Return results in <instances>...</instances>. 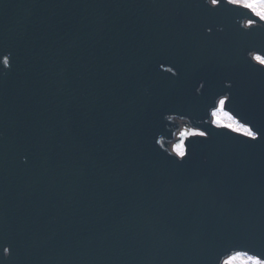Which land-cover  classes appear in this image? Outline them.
I'll return each mask as SVG.
<instances>
[{"label":"water","instance_id":"1","mask_svg":"<svg viewBox=\"0 0 264 264\" xmlns=\"http://www.w3.org/2000/svg\"><path fill=\"white\" fill-rule=\"evenodd\" d=\"M210 7L0 0V264H216L259 233L264 138L209 112L264 131V22ZM176 118L210 136L183 161Z\"/></svg>","mask_w":264,"mask_h":264},{"label":"snow or ice","instance_id":"2","mask_svg":"<svg viewBox=\"0 0 264 264\" xmlns=\"http://www.w3.org/2000/svg\"><path fill=\"white\" fill-rule=\"evenodd\" d=\"M211 7L208 8V12L214 13L220 11L221 0H209ZM227 4L232 5V11H239L240 9L246 10L247 14L256 19H248L246 28L252 29L253 26L259 21L264 22V0H227ZM211 32L212 29L208 28ZM250 35V33H246ZM264 51V48L261 49ZM252 60L258 62L262 67L257 71L264 72V56L259 54L252 55ZM250 68H254L251 62H248ZM3 65L10 67L9 56L3 57ZM171 71V70H170ZM204 85L201 84V87ZM226 87L232 88L231 82ZM229 100L228 96L220 95L210 107L209 115L211 117V124L222 130H228L236 133L237 135H244L250 140H259L264 138L262 136L261 129L253 128L248 123H241L230 111L226 110V102ZM183 117V113H178ZM171 119V117H169ZM210 139L209 132L207 130L189 128L181 130L179 132V141L172 147V152L175 156L179 157L181 161L187 158L189 154L188 145L186 141L207 142ZM2 251L5 255L10 254V246L2 247ZM216 264H264V226L261 227L258 234L252 233L243 238L239 244H233L230 248L225 249L221 254L217 255Z\"/></svg>","mask_w":264,"mask_h":264},{"label":"bare ground","instance_id":"3","mask_svg":"<svg viewBox=\"0 0 264 264\" xmlns=\"http://www.w3.org/2000/svg\"><path fill=\"white\" fill-rule=\"evenodd\" d=\"M179 132H180V130L178 131V133H179ZM173 145H174V144H170V148H172V147H173Z\"/></svg>","mask_w":264,"mask_h":264}]
</instances>
